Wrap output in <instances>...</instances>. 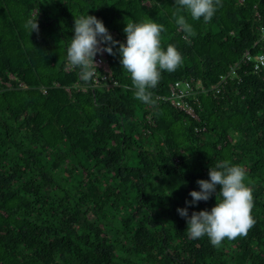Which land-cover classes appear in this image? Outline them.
<instances>
[{"label": "trees", "instance_id": "16d2710c", "mask_svg": "<svg viewBox=\"0 0 264 264\" xmlns=\"http://www.w3.org/2000/svg\"><path fill=\"white\" fill-rule=\"evenodd\" d=\"M262 25L264 0H0V264H264ZM183 78L197 118L161 98Z\"/></svg>", "mask_w": 264, "mask_h": 264}, {"label": "built area", "instance_id": "2783aa9c", "mask_svg": "<svg viewBox=\"0 0 264 264\" xmlns=\"http://www.w3.org/2000/svg\"><path fill=\"white\" fill-rule=\"evenodd\" d=\"M260 37L258 41L264 42V25L260 27ZM96 53L94 54V59L92 64L97 67H101L103 69V74L100 77L95 76L93 79L95 82L107 81L112 85L116 84V81L111 78L110 70L106 64L104 59V51L99 41L95 42ZM243 63H248L250 61L253 62V70L254 71H264V51L260 50L257 53H251L248 49H246L240 59ZM238 64H236L237 66ZM235 71V65H233L230 71L221 78V80L212 85L211 89H213L214 94L220 91L221 83L226 80V77L229 75H233ZM95 72V69L93 70ZM110 79V80H109ZM220 85V86H219ZM203 87L199 82H195L193 79L183 78L174 80L169 84V93L167 96H162V99H168L170 102L182 109L188 115L197 118V114L195 108L193 106V102L197 99V91L203 90ZM193 100V101H192Z\"/></svg>", "mask_w": 264, "mask_h": 264}, {"label": "bare ground", "instance_id": "6f19581e", "mask_svg": "<svg viewBox=\"0 0 264 264\" xmlns=\"http://www.w3.org/2000/svg\"><path fill=\"white\" fill-rule=\"evenodd\" d=\"M106 64H107V62H106ZM108 66V65H107ZM109 68V67H108Z\"/></svg>", "mask_w": 264, "mask_h": 264}]
</instances>
